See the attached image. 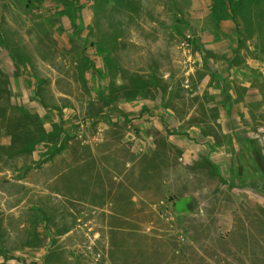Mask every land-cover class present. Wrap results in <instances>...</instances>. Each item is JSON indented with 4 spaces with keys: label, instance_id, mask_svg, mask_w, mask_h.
<instances>
[{
    "label": "rangeland",
    "instance_id": "obj_1",
    "mask_svg": "<svg viewBox=\"0 0 264 264\" xmlns=\"http://www.w3.org/2000/svg\"><path fill=\"white\" fill-rule=\"evenodd\" d=\"M0 70V264H264V0H0ZM116 154L151 210L109 260Z\"/></svg>",
    "mask_w": 264,
    "mask_h": 264
},
{
    "label": "crops",
    "instance_id": "obj_2",
    "mask_svg": "<svg viewBox=\"0 0 264 264\" xmlns=\"http://www.w3.org/2000/svg\"><path fill=\"white\" fill-rule=\"evenodd\" d=\"M238 141L239 140H234V144L237 145ZM107 142L117 143L118 140H91L89 144L92 146V145H99V144H103ZM173 142H174L177 152H180L179 154L182 153L184 156H186V158L187 157L189 158V140H173ZM128 147L129 145H127V148ZM207 147H208L207 148L208 150H205L201 146L200 152L202 154H204L205 152L207 153V155H210L211 150L209 149V146ZM92 149H93V152H96L94 147H92ZM228 149H229V152L231 153L232 149L226 148V150ZM112 160L116 162L120 161V163L125 162V167H123L122 171L120 172L114 171L113 170L114 167L110 169L112 172V176L114 178L113 183H114L115 188L111 196L108 197L107 200L104 201L103 205L93 204L94 202L91 201L90 199L88 201L83 200V199H76V201H79V202H82L83 200L84 202L82 203H84L85 206L93 207L95 210H97L95 211V213L99 216H97L96 218L101 217L99 221L101 223V227L103 228V230L101 231V234L96 233L95 236L97 237V236L102 235V237H105L107 241V248H108V250L105 251V255L108 259L111 257V252L115 248L116 240L114 239V237H116L117 235L123 236V240L125 239L124 237L126 236L127 237V239H125L126 241L130 240L129 236L130 237L132 236L146 237L147 236L148 234L147 228L149 226L147 227L146 225L147 222L144 219V215L147 213V211L151 210V208H149V206L147 207L146 205L149 199L145 195L144 190H140V188H137L136 186L130 184L131 160L129 159V157L127 155L124 156L122 154H116L114 155ZM108 167L110 168V166ZM174 177H175V182L173 184V194L175 196L173 198V203H172L173 208H176L174 207L175 204H178V205L180 203L189 204V197H194L199 200L201 194L209 192L208 187L206 189L202 187L197 192L192 191L191 194L189 193V171H187L186 173L185 172L183 173L182 171V174H177ZM222 187L223 185L221 186V191L223 190ZM221 191L218 190V193H220ZM239 191L248 193L249 202H254V203H257L258 200L257 198L252 197V193H255V192L262 193L263 192L262 190H258L257 187H252L251 185L249 186L244 185L241 188H239V186L237 187L234 186L233 193H237ZM124 192H126V196L120 195L121 193H124ZM130 192H132V194L129 196ZM183 213L184 215L187 216V218H189V208L188 207H186L184 211H179L177 215L183 214ZM234 218L235 217H233V220H232L233 223H234ZM93 222L94 220L90 221L91 224H93ZM116 222H120V223H116ZM71 230L72 228L68 229L66 233L70 232ZM175 252H177V250ZM175 252L173 251V253ZM109 263L113 264V261L110 260Z\"/></svg>",
    "mask_w": 264,
    "mask_h": 264
},
{
    "label": "trees",
    "instance_id": "obj_3",
    "mask_svg": "<svg viewBox=\"0 0 264 264\" xmlns=\"http://www.w3.org/2000/svg\"><path fill=\"white\" fill-rule=\"evenodd\" d=\"M230 4H231V10L233 11L234 9H233V6H232V1H230ZM0 74H1V76H2V78H4V80L2 81L3 83H2V90L4 91V92H6V94L9 96V91L7 90V85H8V82H7V77H6V74L4 73V72H2L1 70H0ZM10 104V103H9Z\"/></svg>",
    "mask_w": 264,
    "mask_h": 264
}]
</instances>
